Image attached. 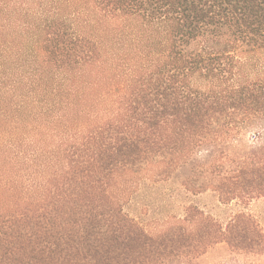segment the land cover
<instances>
[{
	"label": "trees",
	"instance_id": "obj_1",
	"mask_svg": "<svg viewBox=\"0 0 264 264\" xmlns=\"http://www.w3.org/2000/svg\"><path fill=\"white\" fill-rule=\"evenodd\" d=\"M139 179L264 199V0H0V264L264 253L244 210L139 223Z\"/></svg>",
	"mask_w": 264,
	"mask_h": 264
},
{
	"label": "rangeland",
	"instance_id": "obj_2",
	"mask_svg": "<svg viewBox=\"0 0 264 264\" xmlns=\"http://www.w3.org/2000/svg\"><path fill=\"white\" fill-rule=\"evenodd\" d=\"M134 182L128 184V190L126 189V195L122 199L123 209L143 225L152 226L170 216L181 217L183 208L192 204L222 225L232 214L244 210L255 218L264 233V199L255 200L242 208L237 202L220 204L216 195L210 191L192 196L176 180L156 185L143 179ZM190 264H264V253L260 255L240 253L219 244L208 249L203 256L191 261Z\"/></svg>",
	"mask_w": 264,
	"mask_h": 264
}]
</instances>
